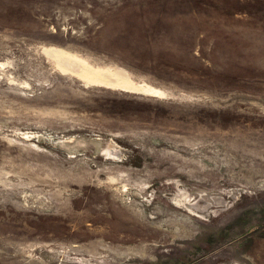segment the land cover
<instances>
[{
    "label": "rangeland",
    "instance_id": "1",
    "mask_svg": "<svg viewBox=\"0 0 264 264\" xmlns=\"http://www.w3.org/2000/svg\"><path fill=\"white\" fill-rule=\"evenodd\" d=\"M0 264H264V0H0Z\"/></svg>",
    "mask_w": 264,
    "mask_h": 264
}]
</instances>
